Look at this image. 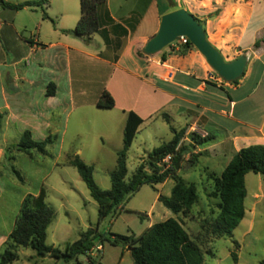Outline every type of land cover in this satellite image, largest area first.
I'll use <instances>...</instances> for the list:
<instances>
[{"label": "crops", "instance_id": "crops-1", "mask_svg": "<svg viewBox=\"0 0 264 264\" xmlns=\"http://www.w3.org/2000/svg\"><path fill=\"white\" fill-rule=\"evenodd\" d=\"M78 5L79 0H47L43 11L39 7L13 10L0 4V164L5 162V148L17 143L25 130L34 140L54 135L58 141L54 148L62 151L68 120L75 111L83 120L88 115L109 117L122 133L128 112L142 119L136 134L158 118L178 120L171 126L185 129L179 143L189 144L190 132L214 137L193 152L200 153L198 163L213 150L223 157L221 170L241 147L264 143V78L259 77L253 87L248 83L257 65L264 70V0H106L98 9L101 27L93 34H105L108 41L103 46L96 44L97 50L91 49L94 39L70 33L80 15ZM178 8L203 25L208 41L226 61L246 53L239 79L223 81L194 48L183 55L165 51L164 61V52L137 54L157 31L160 17ZM117 34H125V42L116 50L113 37ZM95 80L100 82L89 94L86 84ZM103 89L113 98L112 108L96 105ZM259 106L261 118L252 120ZM122 145L123 136L115 152ZM188 156L179 163V174L196 164L186 167ZM221 170L202 168L208 180L209 173ZM248 175L244 176L245 214L240 222L247 211L256 212L257 201L249 210L245 206ZM163 214L169 215L167 211ZM125 254L133 264L127 248L118 264Z\"/></svg>", "mask_w": 264, "mask_h": 264}, {"label": "rangeland", "instance_id": "rangeland-1", "mask_svg": "<svg viewBox=\"0 0 264 264\" xmlns=\"http://www.w3.org/2000/svg\"><path fill=\"white\" fill-rule=\"evenodd\" d=\"M78 8H80V4ZM90 38L94 39L92 50L98 49L96 44L103 46L104 41H108L105 34L102 37L96 35L94 37V34H91ZM82 39L85 40V38ZM124 39L125 34H117L113 37V47L116 50L120 48L121 45H124ZM168 47L172 49L167 46L154 55L170 51ZM259 77L264 78V70L257 65L248 82L249 86H255ZM98 82L100 81L95 80L91 84H86L88 91L91 89L89 94L93 88L97 87ZM86 83H88L87 80ZM263 86L262 84L261 87ZM261 112L262 106H259L257 111L251 115V119L260 120ZM175 122L158 118L143 126L142 130L135 135L127 152L128 176L134 172L141 157L171 139L170 126L178 124V120ZM67 127L63 150L59 153L57 148H54V144L58 141L46 147V154L35 149L29 150L28 154L12 148L8 151V157L12 156L14 159H7L0 164V241L3 238L4 241L6 240L13 227L23 194H32L43 188L46 192V202L54 210V217L47 228L46 243L60 250H64L68 243L77 240L80 233L89 227H96L97 232L106 237H109L110 233L139 234L147 228L149 223L153 224L171 216L182 221L191 238L205 252L208 249L212 250L213 256L204 255L206 264L264 263V180L261 174L249 172L245 206L249 210L257 201L256 212L249 213L247 211L245 219L234 228L231 238L222 237L212 240L206 230L200 226L199 219L209 217V214L216 210L215 202L218 201L207 196L212 182L202 171L203 166H209L214 171L221 170L224 162L223 157H219L213 150H210L207 155H203L188 172L180 173L186 181L195 183L199 197L198 202L192 206L191 212L185 216L171 213L157 199L158 192L165 196L169 194L173 185V180L169 179L163 184L154 185V188L150 184H143L124 202L119 214L99 220L97 203L90 196L89 190L76 168L68 161L77 156L84 163L91 165L95 183L102 189H109V172L116 166L115 148H118L121 142L122 129L109 117L88 115L87 120H83L76 111L70 115ZM11 165L19 172L21 180L13 173ZM185 166H190L187 161ZM254 193L258 194L257 198L253 196ZM163 211H167L169 215H164ZM248 228H250L249 231H247ZM4 241L0 243V251L4 248ZM233 241L239 243V248L234 246ZM123 248L122 245H111L107 241H100L97 238L93 241V247L89 254L95 261L94 264H118ZM15 251L18 258L11 264H88V254H79L75 258L65 261L49 255H40L30 247L18 246ZM232 252L236 254L235 260L231 255ZM123 258L124 260L120 264H131V259L127 254Z\"/></svg>", "mask_w": 264, "mask_h": 264}, {"label": "trees", "instance_id": "trees-1", "mask_svg": "<svg viewBox=\"0 0 264 264\" xmlns=\"http://www.w3.org/2000/svg\"><path fill=\"white\" fill-rule=\"evenodd\" d=\"M106 0H79L80 15L73 28L75 35L90 39L91 34L97 32L100 27L98 9L104 7ZM47 0H25L18 3H10L0 0V4L13 10L23 8H41L44 11ZM259 44L256 43V46ZM170 46V45H168ZM193 46L190 42L182 45L178 50L170 49L168 53L183 55ZM137 54L143 56L142 51ZM166 59L163 53L161 60ZM236 81V80H235ZM233 81V82H235ZM96 105L101 108H112L113 98L103 89ZM167 121H169L166 116ZM142 119L133 112H128L123 130V145L116 152V166L109 172L110 188H100L93 179V167L84 163L77 156L69 160L85 182L90 196L97 203L98 219L107 216H116L123 208L124 202L137 192L143 184H150L153 188L156 184L164 183L171 179L173 186L170 195L165 196L158 192L157 199L173 214L185 216L191 212L192 206L198 202L199 197L194 182L186 181L180 174L176 163L181 162L185 154L189 153L187 162L194 165L200 153H194L196 146H206L214 139L207 134L200 136L195 132L189 133V144L179 143L185 129H170L173 137L159 146L153 148L140 159L134 172L127 175V152L135 137L138 126ZM56 140L54 135H48L43 140H34L30 131L25 130L17 143L10 144L5 148V160L8 151L12 148L18 152L29 154V150L35 149L46 154V147ZM171 155L172 164L165 168L163 158ZM11 170L21 180L19 172L11 165ZM259 173L264 180V143L250 144L241 147L233 154L220 173L211 172L208 178L212 182L209 198L217 199L215 211L209 217H203L200 221L201 228L214 239L232 237L234 228L239 224L245 214L244 198L246 188L244 176L249 173ZM54 217L53 208L46 202V192L40 188L37 194H26L21 200L19 212L14 219V224L4 241V248L0 251V264H11L18 258L15 251L18 246L30 247L40 255H49L55 259L68 261L79 254H88V264L95 261L90 257L93 241H107L111 245H122L127 248L133 260V264H206L204 255L213 256L211 249L206 252L198 245L185 229L182 221L178 218L168 217L162 221L151 224L138 235H120L110 233L109 237L97 232L96 227H89L80 233L77 240L68 243L64 250L46 243L47 228ZM237 248L238 243L233 241ZM233 259L236 254L231 253ZM260 264H264L260 262Z\"/></svg>", "mask_w": 264, "mask_h": 264}, {"label": "water", "instance_id": "water-1", "mask_svg": "<svg viewBox=\"0 0 264 264\" xmlns=\"http://www.w3.org/2000/svg\"><path fill=\"white\" fill-rule=\"evenodd\" d=\"M70 33L73 34V31ZM181 36L188 39L223 81L233 82L243 74L247 63L246 53L240 54L231 61H226L221 52L208 41L203 25L183 8L172 10L160 17L158 29L146 41L141 49L142 53L154 55ZM178 164L179 161L176 163L177 169Z\"/></svg>", "mask_w": 264, "mask_h": 264}, {"label": "built area", "instance_id": "built-area-1", "mask_svg": "<svg viewBox=\"0 0 264 264\" xmlns=\"http://www.w3.org/2000/svg\"><path fill=\"white\" fill-rule=\"evenodd\" d=\"M187 42H189L188 39L184 36H181L178 37L173 43H171L170 47L178 50L182 45L186 44ZM163 162L165 164V168L170 166L172 164L171 155H167L166 157H164Z\"/></svg>", "mask_w": 264, "mask_h": 264}]
</instances>
